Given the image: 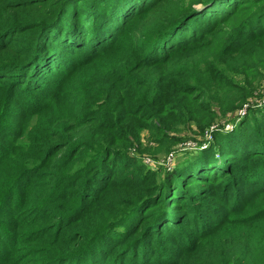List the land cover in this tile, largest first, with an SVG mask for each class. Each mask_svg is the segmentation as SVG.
<instances>
[{
    "label": "trees",
    "instance_id": "16d2710c",
    "mask_svg": "<svg viewBox=\"0 0 264 264\" xmlns=\"http://www.w3.org/2000/svg\"><path fill=\"white\" fill-rule=\"evenodd\" d=\"M185 1L0 0V264H264V106H248L263 97L264 0ZM228 117L222 177L164 196L185 218L114 235L160 187L119 182L141 132L161 145Z\"/></svg>",
    "mask_w": 264,
    "mask_h": 264
},
{
    "label": "rangeland",
    "instance_id": "374dc122",
    "mask_svg": "<svg viewBox=\"0 0 264 264\" xmlns=\"http://www.w3.org/2000/svg\"><path fill=\"white\" fill-rule=\"evenodd\" d=\"M178 2H180V0H174V3L176 5L178 4ZM187 3H188V0L185 1V4L182 7V10L185 9L184 11H186V8L188 7ZM212 3L213 2L209 4H212ZM207 5L205 6L199 5V8L197 9V11H201L203 8L207 9L206 8ZM184 11H181V12H184ZM261 25L264 27L263 21ZM238 38L240 39L241 35H239ZM261 86L262 88L260 90L262 91H258L257 93L263 94L262 95L263 97L260 99H257L258 97L254 99H250L248 101V106L255 105L256 107L254 108L256 109L262 108L264 106V85H261ZM49 89H50V86H49ZM29 98H31L32 100H35V97L33 94H29ZM18 107H19V110H21L20 113H22L23 110H26L29 106L27 103H25V99H18L15 95V97L12 100L11 108L13 110ZM245 112H247V110L243 109V112H241L242 115L240 117H243V115H245ZM251 114H253V112ZM254 115H256V113H254ZM126 117L128 118V115H126ZM240 117H237L234 120L232 119L228 120L230 119L228 117L227 118L228 121L226 122L224 121L225 120L224 119L222 121L223 124L218 125L219 127L215 131L213 130L215 133H210V130H209L207 133L203 135H196L195 133L190 135L188 133H185V131H183V132L175 133L173 136H165V139H170V137L179 138L176 140L177 141L176 144L169 145V146H168L169 143H166L165 139L164 141H162L161 145L156 144L153 140H151V136L149 135L148 131L143 130L140 135V139L142 143L140 144V146H137V148L140 147L147 151H144L143 153L139 154L137 151L133 149L129 157H124L121 161H119V164H120L119 166L123 170V174H124V176H121L120 178L121 181L119 182L120 184L129 182V186L131 188L130 190H133L137 188V186H136V183L133 185L132 178H135L137 174H140V175H145L148 178L144 182L145 185L148 186V185L153 184V185H157L160 187H158L159 189H155L152 192H150L149 195H146L145 192L142 193L143 196H145L146 198L143 200V202L139 206H137L138 207L137 209L132 211L133 212L132 214L129 213L128 215H126V217L124 218L125 220L123 221L122 225H119L116 229H114L115 230L114 235H124L128 229L130 230V228H135V231H137L138 233L141 230L139 229V226L142 225L144 221L146 223V225L144 226L145 228L144 234L148 235L150 233L149 231L150 224L152 222H155L154 220L162 218V220L165 221L166 218L168 219L174 216L173 214H178L177 217L180 220H183L186 216V213H185L186 211L177 210V211H174L172 214L171 213L169 214L170 207H172L170 204L171 200H165L164 196L172 194L173 200H175V202L178 203L183 199V197L181 196L185 195V190L191 191V194L186 193L188 197H190V195L191 196L195 195V196H200V197L204 196V194L199 192L197 189L201 190L202 192H206L208 194L209 192L208 184L203 183L204 182L203 179H205V177L201 176L200 180H202V182L196 185H192L190 183V180L192 177H198L199 174H201L204 170H207V169H208V172L213 170L215 174L222 177V175H219V174L222 171L220 165H223V163L218 164V161L219 159H221L220 153L223 152L224 156H226L225 155L226 151H222L221 148L219 147H221V143L223 140L227 141L231 139L232 137H235V136H228V135H230V133L235 132L237 130L238 128L237 123L239 120L238 118ZM12 121L15 124L18 123V119L12 118ZM2 122H3V127H5L7 125V121H2ZM4 132H8V135H11L15 132V127L11 126L10 128H7ZM152 137L154 138L155 136H152ZM0 142H4V141L0 140ZM164 148H168L169 153L164 151ZM213 160H216V163L211 164ZM232 161H234L233 158H232ZM229 162H231V159H229ZM172 172H174L173 175L171 174ZM168 173L169 175H165ZM226 173H230V172L227 171ZM150 175H154V176L151 178L149 177ZM178 175L184 176L182 181H180V178H178ZM161 176H166V180L163 181L162 183H161ZM226 176L228 178V175ZM174 182H176V184H174ZM172 186L173 188L171 189ZM175 187L178 188L177 197L175 194V190H173L175 189ZM161 188H164V189L161 190ZM209 200L210 199H208V201ZM129 202L125 201V203H122L118 209L122 210V212L126 211L124 210V207H126ZM123 204H126V206H123ZM172 209L174 208L172 207ZM149 211L153 212L152 217L151 218H148V216L143 217L144 214L148 215ZM192 212L193 214L197 213L196 207L194 206L192 207ZM0 218H3L2 220L4 221H11V218L4 217V215L1 216ZM31 228L38 229L36 225L32 226ZM24 229L25 228H20V231ZM1 236L2 235H0V239H1ZM135 247L136 245L134 246V248Z\"/></svg>",
    "mask_w": 264,
    "mask_h": 264
},
{
    "label": "water",
    "instance_id": "95a60500",
    "mask_svg": "<svg viewBox=\"0 0 264 264\" xmlns=\"http://www.w3.org/2000/svg\"><path fill=\"white\" fill-rule=\"evenodd\" d=\"M193 8H194V9L199 8V5H195Z\"/></svg>",
    "mask_w": 264,
    "mask_h": 264
}]
</instances>
